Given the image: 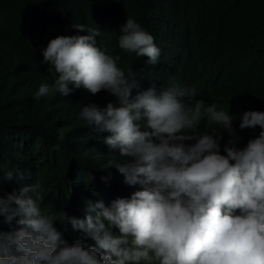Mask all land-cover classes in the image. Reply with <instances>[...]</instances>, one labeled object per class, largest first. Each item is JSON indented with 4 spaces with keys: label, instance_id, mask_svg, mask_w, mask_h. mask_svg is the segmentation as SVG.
<instances>
[{
    "label": "clouds",
    "instance_id": "obj_1",
    "mask_svg": "<svg viewBox=\"0 0 264 264\" xmlns=\"http://www.w3.org/2000/svg\"><path fill=\"white\" fill-rule=\"evenodd\" d=\"M163 23L158 30L128 16L114 40L77 25L80 36L39 41L37 57L55 78L35 99L81 89L80 118L98 132L91 149L113 154L106 165L121 189L114 201L106 191L88 202L82 220L61 214L79 230L69 244L38 189L17 183L0 195V217L17 225L0 231V264H264V112L239 120L196 84L174 83L184 76L186 31L166 11ZM256 127L241 149V130Z\"/></svg>",
    "mask_w": 264,
    "mask_h": 264
},
{
    "label": "trees",
    "instance_id": "obj_2",
    "mask_svg": "<svg viewBox=\"0 0 264 264\" xmlns=\"http://www.w3.org/2000/svg\"><path fill=\"white\" fill-rule=\"evenodd\" d=\"M163 11L186 31L184 76L173 82L196 84L202 97L239 120L245 111L264 112V0H0V195L18 191L17 183L35 186L69 244L79 240V230L61 214L81 219L80 210L106 191L104 199L116 200L121 179L106 165L113 154L91 149L98 132L80 118L88 105L81 89L35 99L39 86L55 78L37 57L39 41L80 36L77 25L97 26L100 37L107 29L114 40V25L128 16L162 30ZM113 40L104 37L101 44L112 49ZM241 131L243 149L261 129ZM16 228L15 220L0 217V231Z\"/></svg>",
    "mask_w": 264,
    "mask_h": 264
},
{
    "label": "bare ground",
    "instance_id": "obj_3",
    "mask_svg": "<svg viewBox=\"0 0 264 264\" xmlns=\"http://www.w3.org/2000/svg\"><path fill=\"white\" fill-rule=\"evenodd\" d=\"M161 39H163V38H161Z\"/></svg>",
    "mask_w": 264,
    "mask_h": 264
}]
</instances>
